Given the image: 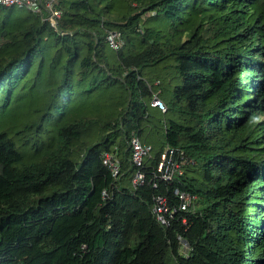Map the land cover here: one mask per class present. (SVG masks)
<instances>
[{"label": "trees", "instance_id": "trees-1", "mask_svg": "<svg viewBox=\"0 0 264 264\" xmlns=\"http://www.w3.org/2000/svg\"><path fill=\"white\" fill-rule=\"evenodd\" d=\"M58 7L54 31L0 5V264H264V0Z\"/></svg>", "mask_w": 264, "mask_h": 264}, {"label": "built area", "instance_id": "built-area-1", "mask_svg": "<svg viewBox=\"0 0 264 264\" xmlns=\"http://www.w3.org/2000/svg\"><path fill=\"white\" fill-rule=\"evenodd\" d=\"M61 0H0V5L7 8L18 7L22 10L30 12L34 15L40 16L54 31H60V25L63 18V12L58 7ZM111 47L118 50L123 42L119 34H111L108 37ZM154 107H160L162 110H166L165 104L157 97L153 100ZM131 162L138 169L133 177V185L142 186L145 184L146 175L141 170L145 161L152 154V147L144 145L138 137L133 136L131 139ZM173 154V152H172ZM104 164L109 166L114 176H118L120 173V165L117 160L111 154H106L104 158ZM183 169L177 163L168 160L167 152L162 155V160L157 167V176L164 182L172 181L176 175H182ZM157 187V184L154 185ZM175 195L181 200L179 209L182 211L188 210L193 207L197 197L181 192L179 189L175 191ZM154 214L157 219L163 224L168 226L170 219L174 216L177 209L169 207L168 198L159 196L156 199L155 206L153 208Z\"/></svg>", "mask_w": 264, "mask_h": 264}, {"label": "rangeland", "instance_id": "rangeland-1", "mask_svg": "<svg viewBox=\"0 0 264 264\" xmlns=\"http://www.w3.org/2000/svg\"><path fill=\"white\" fill-rule=\"evenodd\" d=\"M24 13H26L25 10H22V9H20V8H18V7L13 8V16H19V15H22V14H24ZM159 108H160V107H159ZM160 110H162V109L160 108ZM163 111H165V110H163ZM162 134H163V133H162Z\"/></svg>", "mask_w": 264, "mask_h": 264}, {"label": "clouds", "instance_id": "clouds-1", "mask_svg": "<svg viewBox=\"0 0 264 264\" xmlns=\"http://www.w3.org/2000/svg\"><path fill=\"white\" fill-rule=\"evenodd\" d=\"M27 12V11H26ZM120 35V34H119ZM121 38V37H120ZM153 106V105H152ZM152 150H153V148H152ZM153 152V151H152Z\"/></svg>", "mask_w": 264, "mask_h": 264}]
</instances>
